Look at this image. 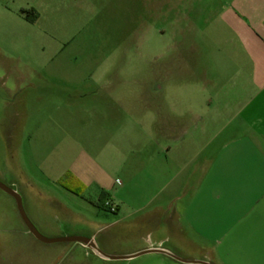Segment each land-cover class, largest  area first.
<instances>
[{"label": "rangeland", "instance_id": "obj_1", "mask_svg": "<svg viewBox=\"0 0 264 264\" xmlns=\"http://www.w3.org/2000/svg\"><path fill=\"white\" fill-rule=\"evenodd\" d=\"M198 3L210 13L206 0ZM209 3L214 9L215 0ZM184 12V0H0V182L18 192L23 209L37 197L21 194L39 192L50 200L39 199L44 206L80 211L109 256H127L142 239L184 260L264 264L262 165L261 174L252 173L246 159L254 152L231 157L236 149L228 144L264 137L216 132L227 118L214 117L216 103H206L211 87L202 83L199 61L192 71L183 57L189 40L203 46L200 35L213 27L196 20L203 33L187 38L193 22ZM158 102L173 111L172 133L164 122L153 124ZM190 104L216 123L185 131L180 124ZM118 128L126 137L121 155ZM260 144L255 156L264 158ZM82 151L112 166L120 185L114 200H127L119 214L101 209L96 185L83 201L57 183ZM157 153L161 175L153 178ZM167 170L174 177L169 189ZM13 201L0 190L1 216ZM109 264L183 263L147 254Z\"/></svg>", "mask_w": 264, "mask_h": 264}, {"label": "crops", "instance_id": "obj_2", "mask_svg": "<svg viewBox=\"0 0 264 264\" xmlns=\"http://www.w3.org/2000/svg\"><path fill=\"white\" fill-rule=\"evenodd\" d=\"M202 1L184 0L186 20L193 22L189 26L190 36L188 35L187 38H195L201 31L199 25L196 26L194 23L196 20L207 21L213 28L206 30L205 33L201 32L202 35L199 34L204 37L201 43L203 46H197L195 39L189 40V47L183 50L184 63L189 70L193 71L196 62L199 61V68L203 71L202 83L211 87V94L206 99V103H216L213 111L214 117L227 118L217 129V133L245 130V132L253 131L264 137V0H215L214 9L210 7L212 6L209 3L210 0H206L204 7L210 10V13L205 16L203 13L205 9L198 11L196 7L198 2L202 4ZM213 42L216 46L207 50L205 46ZM160 109L159 102L151 107L153 124L155 122L156 128H159L160 123L164 122L163 128L167 130V133L174 132L175 122L170 118L173 111L165 112ZM162 114L163 117L167 115L168 120L162 121ZM183 116L184 120L180 125H183L185 131H190L192 128L195 131H199V128L203 131L205 128L207 130V124L211 121L193 107V104L189 105ZM96 117L103 119L100 115ZM214 123L216 120L212 118L211 125ZM115 132H119L115 139V149L121 155L122 148H124L122 140L125 141L126 137L122 135L120 129ZM214 138H217V135ZM262 141L264 140L254 139L240 142V140L231 139L228 144L233 145L232 149H236L231 157H237V153L239 156L243 151L250 154L252 150L254 157L251 160L248 157L249 160L247 158L246 161L252 166V173L261 174L256 166L261 164L262 172H264V158L256 157L255 154L256 150L260 149ZM169 150L170 147L167 148L168 152ZM159 154L157 153L151 162L153 178L161 175L157 164L159 162H156ZM101 159L100 154L97 156L89 151L80 152L62 173L57 183L71 197L81 200L84 199L89 188L96 185L98 201L107 198L117 207V211L113 214H119L122 206L127 204V200L124 198H119L118 202L114 200L113 195L116 197L119 194L117 187L120 185L117 179L115 181L112 179V166L103 164ZM166 168H169L168 164ZM168 173L167 170V179L163 188L169 189L174 177L171 176V178ZM127 186L125 183L124 187ZM27 195L21 194L26 198L37 197L35 201L27 199V207L24 210L42 236L49 239L84 237L92 239L99 247L95 223L84 219L81 215L77 216L80 211L60 202L44 206L40 200L47 203H50V200L45 199V195L39 192ZM88 203L96 206L95 202L88 201ZM149 248L163 247L151 242L145 243L141 239L133 245L131 251L124 255L130 256ZM111 261L114 260L95 254L79 242L49 244L40 242L32 236L22 221L15 200L7 205L6 215H0V264H109Z\"/></svg>", "mask_w": 264, "mask_h": 264}, {"label": "water", "instance_id": "obj_3", "mask_svg": "<svg viewBox=\"0 0 264 264\" xmlns=\"http://www.w3.org/2000/svg\"><path fill=\"white\" fill-rule=\"evenodd\" d=\"M0 190L5 192L6 194L11 196L15 200V204H16L18 213H19L22 221L24 222L25 226L27 227L28 231L32 234V236L34 238H36L37 240H39L40 242L48 243V244L49 243H56V242H79V243L86 245L87 248L90 249L91 251H93L95 254L102 256L103 258H106L109 260H130V259L142 256V255L160 254V255H164L168 258H171L172 260H174L176 262L183 263V264H211L205 260H184V259L177 257L176 255H174L170 251L165 250L163 248H149V249L143 250L141 252H138V253L130 255V256H109V255L104 254L99 249V247L96 245V243L92 239H89V238L77 237V236L56 238V239L45 238L44 236H42L39 233V231L35 228V226L31 223V221L27 217V215L23 209V206H22L21 197L18 194V192H16L14 189L6 186L5 184H3L1 182H0Z\"/></svg>", "mask_w": 264, "mask_h": 264}, {"label": "built area", "instance_id": "obj_4", "mask_svg": "<svg viewBox=\"0 0 264 264\" xmlns=\"http://www.w3.org/2000/svg\"><path fill=\"white\" fill-rule=\"evenodd\" d=\"M105 207H107L110 213H115L117 211V207L114 204H112L110 200H107L105 202Z\"/></svg>", "mask_w": 264, "mask_h": 264}, {"label": "trees", "instance_id": "obj_5", "mask_svg": "<svg viewBox=\"0 0 264 264\" xmlns=\"http://www.w3.org/2000/svg\"><path fill=\"white\" fill-rule=\"evenodd\" d=\"M102 203L100 204L101 209L108 210L107 207H105V202L108 200L107 198L101 199Z\"/></svg>", "mask_w": 264, "mask_h": 264}]
</instances>
